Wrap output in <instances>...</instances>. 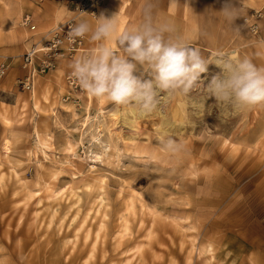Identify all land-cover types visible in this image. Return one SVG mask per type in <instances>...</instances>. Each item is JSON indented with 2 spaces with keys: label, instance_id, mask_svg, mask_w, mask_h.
<instances>
[{
  "label": "rangeland",
  "instance_id": "rangeland-1",
  "mask_svg": "<svg viewBox=\"0 0 264 264\" xmlns=\"http://www.w3.org/2000/svg\"><path fill=\"white\" fill-rule=\"evenodd\" d=\"M135 1L127 29L146 19ZM114 2L91 15L64 0H0V264H264V104L224 117L202 85L122 125L114 113L131 106L89 96L72 76L96 48L86 35L84 50L40 72L51 28L105 13L120 29L127 6L105 12ZM161 5L173 40L264 67V0ZM219 71L210 64L205 83Z\"/></svg>",
  "mask_w": 264,
  "mask_h": 264
},
{
  "label": "clouds",
  "instance_id": "clouds-1",
  "mask_svg": "<svg viewBox=\"0 0 264 264\" xmlns=\"http://www.w3.org/2000/svg\"><path fill=\"white\" fill-rule=\"evenodd\" d=\"M152 7L151 0H146L145 22L132 29L120 30L115 18L103 13L94 29L83 21L69 29L68 38L73 42L89 32L92 41L115 39V47L101 43L90 56L75 59L71 65L72 76L89 96L131 106L134 115L152 113L170 95L190 98L202 85L224 117L264 104V67L258 68L249 58H226L223 54L209 60L199 46L182 39H166L165 32L173 28L154 25ZM220 12L230 23L237 17L230 3ZM210 64L220 71L205 83L202 74ZM161 93L165 94L163 98ZM190 102L203 110V103L194 99ZM175 144L173 139L168 140L169 147Z\"/></svg>",
  "mask_w": 264,
  "mask_h": 264
},
{
  "label": "built area",
  "instance_id": "built-area-1",
  "mask_svg": "<svg viewBox=\"0 0 264 264\" xmlns=\"http://www.w3.org/2000/svg\"><path fill=\"white\" fill-rule=\"evenodd\" d=\"M66 3L71 4L75 9L76 14L95 13V7L99 5L102 0H64ZM31 19L28 15L24 16L23 24L31 26ZM74 17L68 18L61 22L54 28H51L46 35L44 45L41 47L42 51L47 55L40 63V72L50 69L54 65L53 56L58 55L60 52H76L84 50V36L76 37L74 42L69 40V29L74 26ZM4 66H0V76L4 73Z\"/></svg>",
  "mask_w": 264,
  "mask_h": 264
},
{
  "label": "crops",
  "instance_id": "crops-1",
  "mask_svg": "<svg viewBox=\"0 0 264 264\" xmlns=\"http://www.w3.org/2000/svg\"><path fill=\"white\" fill-rule=\"evenodd\" d=\"M131 1L136 2L135 0H115V2L112 5L108 6V8L105 11V12L108 11L109 14H115L117 12L116 8L119 6V3L126 2L125 6H127L126 7L127 10L125 11V13L128 14V12L131 11L132 12V16L125 15V13H124L123 20H124L125 24L124 23L121 24L122 26L120 27V30H126L127 28H125V26L128 25V23H130V22H134V19H136L135 17H137L136 13H137L138 9L132 8L131 4H129V2H131ZM151 2L152 3L154 2V4H152V6H153L152 7V13H153V11H157L156 16H152V19L155 18V24L154 25L161 26V25H165V24H168V23L175 24V20H174L173 14H172V21H169V22L167 21V23L165 22V20H166V16H165V12H164L165 10L162 8L161 2H168V0H151ZM139 4H140V7L142 9L146 5V0H138V5ZM97 19L95 20V19H93V18H91L89 16H81L78 19V23L81 22V21L87 22L94 29L95 25L99 21V17ZM85 35L88 38L87 44L90 45V46L98 47L101 43H105V44H108L109 46L115 47V39L114 38L110 39V40H107V41H92L90 39L91 32H89V33H87ZM170 38L173 39L172 35L170 36ZM117 51H119L118 48H117Z\"/></svg>",
  "mask_w": 264,
  "mask_h": 264
},
{
  "label": "bare ground",
  "instance_id": "bare-ground-1",
  "mask_svg": "<svg viewBox=\"0 0 264 264\" xmlns=\"http://www.w3.org/2000/svg\"><path fill=\"white\" fill-rule=\"evenodd\" d=\"M156 14H157V11H153L152 16H156ZM170 36H171V34L169 32H165V38L166 39H169ZM39 49H41V47ZM35 51H37V49H34L33 52H35ZM114 115H116V119L118 122H120L122 125H126V126L134 124L133 122L136 119V115L133 114V111L128 110V112H127V110L124 108H122V110L116 111L114 113ZM5 147H7V144Z\"/></svg>",
  "mask_w": 264,
  "mask_h": 264
}]
</instances>
